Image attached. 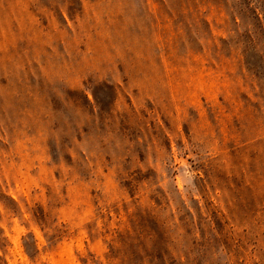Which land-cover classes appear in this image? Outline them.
Masks as SVG:
<instances>
[{
	"label": "rangeland",
	"instance_id": "1",
	"mask_svg": "<svg viewBox=\"0 0 264 264\" xmlns=\"http://www.w3.org/2000/svg\"><path fill=\"white\" fill-rule=\"evenodd\" d=\"M0 264H264V0H0Z\"/></svg>",
	"mask_w": 264,
	"mask_h": 264
}]
</instances>
